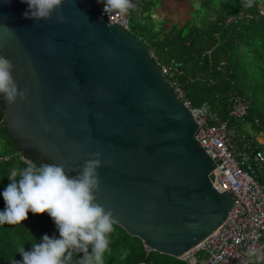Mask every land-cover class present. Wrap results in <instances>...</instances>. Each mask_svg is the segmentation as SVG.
I'll return each instance as SVG.
<instances>
[{"label":"water","instance_id":"water-1","mask_svg":"<svg viewBox=\"0 0 264 264\" xmlns=\"http://www.w3.org/2000/svg\"><path fill=\"white\" fill-rule=\"evenodd\" d=\"M0 0V55L26 99L0 97L6 132L24 156L75 176L101 154L97 202L145 247L177 259L210 237L235 200L196 139L199 125L149 46L102 17L98 0H65L58 22L26 19Z\"/></svg>","mask_w":264,"mask_h":264},{"label":"trees","instance_id":"trees-1","mask_svg":"<svg viewBox=\"0 0 264 264\" xmlns=\"http://www.w3.org/2000/svg\"><path fill=\"white\" fill-rule=\"evenodd\" d=\"M164 1L167 0H132L134 7L130 20L137 14L144 23L135 32L130 24L132 34L149 46L158 62L166 65L183 63L184 73L179 81L193 107L210 105L225 118L229 99L236 91L249 104L246 122H251L258 133L254 120L264 127V0H251L250 4L249 0H204L199 8L194 9L193 18L184 25L169 20H152L151 13ZM234 17L235 21L227 23ZM3 120L0 114V133L20 153L17 144L8 136ZM0 156H13L0 163V211H3L2 192L10 182L8 176L13 169L25 167L26 162L14 154ZM25 157L37 166L46 163L37 154ZM45 234L59 238L47 213L34 215L29 212L28 219L21 224L0 225V264L21 261L18 248L23 246L25 250H31L32 244ZM110 241L103 264H189L150 251L141 239L130 236L116 224ZM82 255L75 254L74 261L81 259Z\"/></svg>","mask_w":264,"mask_h":264},{"label":"clouds","instance_id":"clouds-1","mask_svg":"<svg viewBox=\"0 0 264 264\" xmlns=\"http://www.w3.org/2000/svg\"><path fill=\"white\" fill-rule=\"evenodd\" d=\"M21 2L28 6L23 14L26 19L49 20L55 14L58 22L65 20L61 11L65 0ZM98 3L103 5L109 18L125 15L134 7L132 0H98ZM246 16L252 19V16ZM13 68L12 62L0 55V97L9 106L17 99H26L25 92L18 89L14 80ZM258 130L253 135L260 138L261 129ZM89 155L91 158L75 176L69 175L62 164L55 162L37 166L29 160L25 167L12 170L8 176L10 182L2 192L5 208L0 211V225L21 224L28 219L29 212L34 215L47 213L59 233V238L43 235L40 241L32 244L31 250L19 247L17 252L22 260L13 261V264H103L116 221L113 211L98 203L95 195L101 183L97 172L101 167V154ZM80 253L82 258L74 261V255Z\"/></svg>","mask_w":264,"mask_h":264},{"label":"built area","instance_id":"built-area-1","mask_svg":"<svg viewBox=\"0 0 264 264\" xmlns=\"http://www.w3.org/2000/svg\"><path fill=\"white\" fill-rule=\"evenodd\" d=\"M102 17L109 18L103 11ZM127 14L112 15L109 22L118 24L131 32ZM146 16V15H145ZM155 19V14L151 15ZM236 18H230L227 23ZM210 54V52H209ZM154 62L163 76L174 87L178 98L188 107L199 125L197 141L216 165L215 179L223 192L230 193L235 203L226 221L202 244L180 260L189 264H261L264 262V183L258 173L264 172V153L260 149V138L242 133L240 125L249 115V104L237 92L229 99L227 117L220 116L209 105L193 107L179 81L183 74V63L162 64L152 54ZM254 125L264 127L254 120ZM14 156L28 161L21 153ZM13 156H0V163ZM151 251V249H149ZM204 254V256L202 255Z\"/></svg>","mask_w":264,"mask_h":264},{"label":"rangeland","instance_id":"rangeland-1","mask_svg":"<svg viewBox=\"0 0 264 264\" xmlns=\"http://www.w3.org/2000/svg\"><path fill=\"white\" fill-rule=\"evenodd\" d=\"M204 0H167L163 2V5L153 11L156 18L152 19L155 22L162 20H169L171 23H178L179 25H184L188 20L193 18L194 9L199 8L201 2ZM262 13L264 14V6L262 8ZM168 24V27L171 25ZM131 25L133 31H137L140 27L144 26L143 21L134 14L131 19ZM218 113V112H217ZM219 114V113H218ZM220 115V114H219ZM221 116V115H220ZM240 130L242 133L247 135L254 134L257 132L252 127L251 122L247 121L240 125ZM260 149L264 153V134L260 137ZM17 153L9 144L8 138L0 133V155H13ZM258 179L264 183V172L258 173ZM204 256V254H202Z\"/></svg>","mask_w":264,"mask_h":264},{"label":"crops","instance_id":"crops-1","mask_svg":"<svg viewBox=\"0 0 264 264\" xmlns=\"http://www.w3.org/2000/svg\"><path fill=\"white\" fill-rule=\"evenodd\" d=\"M4 121V120H3ZM0 128H1V126H0Z\"/></svg>","mask_w":264,"mask_h":264}]
</instances>
